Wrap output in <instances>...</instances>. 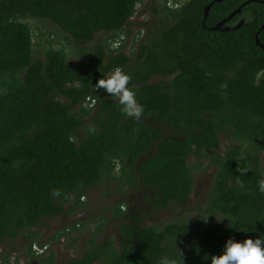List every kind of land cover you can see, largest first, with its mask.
Segmentation results:
<instances>
[{
  "label": "trees",
  "instance_id": "16d2710c",
  "mask_svg": "<svg viewBox=\"0 0 264 264\" xmlns=\"http://www.w3.org/2000/svg\"><path fill=\"white\" fill-rule=\"evenodd\" d=\"M142 1L0 0V240L32 238L28 253L43 255L32 248L39 237L34 227L83 204L85 191L104 174L154 189V208L183 205L194 187L190 157L197 167L204 158L216 167L206 212L224 220L196 233L186 219L144 226L132 215L120 223L118 244L91 238L80 257L54 263L51 253L50 264L165 258L209 264L206 257L219 254L229 236L264 239V194L257 190L264 175V48L256 42L258 33L264 45V0H249L227 21L244 23L225 31L211 26L247 0H185L177 7L164 0L161 26L144 23L147 31L130 34L135 49L126 53V29ZM28 17L50 19L78 45L98 33L105 38L77 64L68 61L65 46L50 45L43 58L34 57ZM117 66L143 106L139 117L123 113L117 98L94 85ZM87 96L96 98L93 105ZM88 118L91 125H84ZM223 134L240 143L218 151ZM114 213H124L120 203ZM107 223L103 218L101 227Z\"/></svg>",
  "mask_w": 264,
  "mask_h": 264
},
{
  "label": "rangeland",
  "instance_id": "374dc122",
  "mask_svg": "<svg viewBox=\"0 0 264 264\" xmlns=\"http://www.w3.org/2000/svg\"><path fill=\"white\" fill-rule=\"evenodd\" d=\"M185 0H167L168 6H180ZM144 6L139 8L131 18L132 24L127 27L129 31L127 41L124 43L126 53L135 49L131 35L139 29L142 35L147 31L144 23H150V28L160 27L162 17L161 8L164 0H143ZM151 6H154V11ZM141 8H145L143 12ZM26 20L34 33V57L43 58L45 50L53 45L55 47L65 46L68 53V61L72 64L80 62L84 52L93 46L98 40L105 38V34L98 33L91 42L78 45L74 38L63 30L59 25L48 18L28 17ZM125 32V31H124ZM131 34V35H130ZM127 36V35H126ZM143 37V36H142ZM140 41V37H139ZM155 77L153 81L160 80ZM84 125H91V119H87ZM83 125V126H84ZM172 133L173 129L167 127ZM80 129L79 135L82 134ZM240 143V140L233 135H222L218 151L225 152L229 146ZM192 164L194 180L193 191L183 205L172 204L165 209L154 208L151 201L155 190L146 187L139 182L135 185H127L119 179H112L104 174L101 181L94 188L85 191L82 198L83 204L75 207L71 213L62 214L56 218L44 219L43 223L34 227L39 232V237L33 241L37 243H49L48 250L39 257L28 253L29 242L32 238L19 235L15 240H0V264H50L47 257L53 253L54 263H63L69 259L80 257L83 250L88 246L91 238L95 243L100 244L104 239L113 238L118 244L120 237V223L128 221L130 217H141L142 225L161 226L166 222L177 219H186L194 226L197 233L207 225H217L224 217H210L206 212V197L215 177L216 167L207 166L208 160L202 159V165L197 167L193 157L189 158ZM119 169L116 167L115 174ZM120 203L124 213L117 217L114 208ZM103 218L107 224L101 227ZM63 235H59L63 232ZM192 238H186L181 245H187Z\"/></svg>",
  "mask_w": 264,
  "mask_h": 264
},
{
  "label": "clouds",
  "instance_id": "9594fccd",
  "mask_svg": "<svg viewBox=\"0 0 264 264\" xmlns=\"http://www.w3.org/2000/svg\"><path fill=\"white\" fill-rule=\"evenodd\" d=\"M117 43H112L111 46L116 47ZM129 79L128 74L117 66L106 78L97 79L94 85L97 89H102L105 93L117 98L123 113L139 117L143 106L137 103L134 91L126 87ZM240 171L244 172L246 169ZM257 190L264 194V175L257 181ZM262 244H264V239L259 235L245 236L242 240L229 236L225 239L219 254H211L206 258L209 260V264H264V246ZM160 264H177V262L165 258L160 261Z\"/></svg>",
  "mask_w": 264,
  "mask_h": 264
},
{
  "label": "water",
  "instance_id": "95a60500",
  "mask_svg": "<svg viewBox=\"0 0 264 264\" xmlns=\"http://www.w3.org/2000/svg\"><path fill=\"white\" fill-rule=\"evenodd\" d=\"M249 0L245 1L244 3L240 4L234 11H232L227 17L219 20L216 24H214L213 26H211L212 29L215 30H229L230 28H238L239 26H241L245 19L241 18L235 25L231 26L227 24V21L229 19H231L233 16H235L237 13L241 12V9L243 7V5H245L246 3H248ZM211 6V3H209L208 5L205 6L204 8V21L203 23H205V19L208 16V12H209V8ZM261 28H264V23L262 24ZM256 42L257 44L261 45L264 48V45L261 43L259 37H258V33L256 34Z\"/></svg>",
  "mask_w": 264,
  "mask_h": 264
},
{
  "label": "built area",
  "instance_id": "2783aa9c",
  "mask_svg": "<svg viewBox=\"0 0 264 264\" xmlns=\"http://www.w3.org/2000/svg\"><path fill=\"white\" fill-rule=\"evenodd\" d=\"M87 100H90V105H93L96 101V98L95 97L91 98L90 96H87L86 101ZM32 248L36 254H44L48 250V244L46 243L43 246H40L39 244L34 243Z\"/></svg>",
  "mask_w": 264,
  "mask_h": 264
},
{
  "label": "flooded vegetation",
  "instance_id": "af4514ba",
  "mask_svg": "<svg viewBox=\"0 0 264 264\" xmlns=\"http://www.w3.org/2000/svg\"><path fill=\"white\" fill-rule=\"evenodd\" d=\"M38 255V254H37Z\"/></svg>",
  "mask_w": 264,
  "mask_h": 264
}]
</instances>
